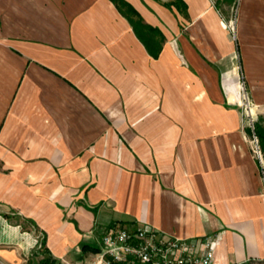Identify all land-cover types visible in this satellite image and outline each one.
<instances>
[{"label": "crops", "instance_id": "obj_1", "mask_svg": "<svg viewBox=\"0 0 264 264\" xmlns=\"http://www.w3.org/2000/svg\"><path fill=\"white\" fill-rule=\"evenodd\" d=\"M125 1L162 32L158 57L111 0H0V255L38 264L44 240L76 264L111 226L145 224L264 264L240 110L245 89L264 118V0Z\"/></svg>", "mask_w": 264, "mask_h": 264}, {"label": "built area", "instance_id": "obj_2", "mask_svg": "<svg viewBox=\"0 0 264 264\" xmlns=\"http://www.w3.org/2000/svg\"><path fill=\"white\" fill-rule=\"evenodd\" d=\"M246 101L247 112H253L248 96ZM250 126L251 143L262 165L264 179V157L253 117ZM217 243V236L166 237L150 225L141 224L133 228L115 225L103 233L100 251L92 264H217Z\"/></svg>", "mask_w": 264, "mask_h": 264}, {"label": "trees", "instance_id": "obj_3", "mask_svg": "<svg viewBox=\"0 0 264 264\" xmlns=\"http://www.w3.org/2000/svg\"><path fill=\"white\" fill-rule=\"evenodd\" d=\"M118 10L128 18L131 25L134 28V31L138 38L144 43L147 50L150 54L154 55L155 57H158L159 53H156L155 45H158V51L161 49V44L156 41V35L162 36V32L150 26L149 24H146L141 16V14L134 9L128 2L125 0H111ZM223 1H229V2H236V0H223ZM236 5V4H234ZM166 6L173 9L176 8L178 11L184 13L186 15L187 13V5L183 0H170L169 2H166ZM216 7L218 10L222 11V0L216 1ZM235 8V7H234ZM249 131L252 132V130L249 128ZM255 132L259 138V144L262 150V154L264 157V118H260L255 122ZM100 251V248H95L94 252L98 253ZM37 254L42 255V259L38 264H63L60 260L56 259L50 252L48 248L45 247V241H42V247L38 251H36Z\"/></svg>", "mask_w": 264, "mask_h": 264}, {"label": "rangeland", "instance_id": "obj_4", "mask_svg": "<svg viewBox=\"0 0 264 264\" xmlns=\"http://www.w3.org/2000/svg\"><path fill=\"white\" fill-rule=\"evenodd\" d=\"M225 11V9H223ZM230 10V9H229ZM232 12V9L230 10ZM226 12H228V10H226ZM244 91V94H243V101L241 103V106H240V110H241V113H242V116H243V124L245 126V128H250L251 129V126H250V123H251V118L253 117V119L255 120V122L257 121L256 117L254 116L253 112H247L246 110V107H245V103H247L246 101V97L248 96L247 93ZM251 135H252V132H251ZM251 136H250V143H251ZM252 146L254 145L253 143H251ZM19 221H22L21 219H18ZM24 224V228H27V225L26 223H23ZM96 259V254L94 256H91L88 260H83L82 262H79V263H76V264H92V261H94ZM0 264H12L10 263L7 259H5L3 256L0 255ZM23 264H27V263H23Z\"/></svg>", "mask_w": 264, "mask_h": 264}]
</instances>
